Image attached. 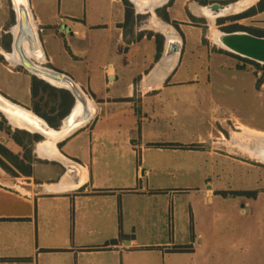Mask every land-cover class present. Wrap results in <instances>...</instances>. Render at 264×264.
<instances>
[{"label": "crops", "instance_id": "crops-1", "mask_svg": "<svg viewBox=\"0 0 264 264\" xmlns=\"http://www.w3.org/2000/svg\"><path fill=\"white\" fill-rule=\"evenodd\" d=\"M258 1L232 13H244ZM187 2L181 3L184 6ZM27 4L38 36L40 64L76 82L88 98L89 114L53 147L48 144L51 139L42 136L33 143L32 175H21L25 181L15 185L0 182V264H170V255H182L186 249L170 254L161 244L139 243L135 233L138 222L143 232L158 237L165 229L164 215L168 212L171 225L173 213L164 207L151 211L147 218H138L134 215L136 202L168 204V177L201 168L203 155L209 171L215 170L216 156L232 161L231 156L214 150L217 117L210 115L204 135L199 120H195L200 118L201 103L208 100L214 104V98L211 90L198 86L197 73L182 68L187 42L182 28L178 46L170 45L172 39L165 36L170 28L166 21L160 17L166 27L160 32L136 28L125 22L122 0H27ZM1 5L2 0L0 78L10 81L4 83L6 87L0 85V95L33 112V75L12 51L16 12L12 1L6 9ZM188 9L191 17H199ZM166 12L170 20L196 29L188 25L185 13L177 20L171 17L170 8ZM10 19L12 25L7 28ZM241 20L250 23L246 27L264 31V10ZM157 35L162 37L159 42ZM206 41L199 36L200 45L209 53L235 57L215 46L212 50L203 43ZM18 77L27 81L29 102H21L18 92L10 91L11 79ZM0 114L9 120L4 112ZM75 127L77 124L71 129ZM0 143L15 153L22 150L3 129ZM238 163L250 167L248 162ZM205 186L201 195L209 205L222 192L256 191L254 198L231 195L254 202L264 195L261 189L214 188L207 179ZM176 190L169 189L171 194ZM245 205L250 207L249 202ZM241 213L247 214L245 208ZM147 221L151 226L145 224ZM195 232L193 226L194 238H203L201 232ZM195 253L193 249L192 255Z\"/></svg>", "mask_w": 264, "mask_h": 264}, {"label": "rangeland", "instance_id": "rangeland-1", "mask_svg": "<svg viewBox=\"0 0 264 264\" xmlns=\"http://www.w3.org/2000/svg\"><path fill=\"white\" fill-rule=\"evenodd\" d=\"M2 1L1 6L5 7L4 9L6 6L11 7V0ZM128 1L134 11L130 23L136 28H149L160 32L159 29L164 24L160 16H157L158 12L161 13L169 8L172 18L181 19L185 13L190 20L188 25L196 27V29H190L184 26L185 23L170 20V18L169 22H164L179 38L182 39L183 34L186 37L182 68L190 69L191 73H197L198 86L212 91L214 104L209 103L208 100L203 101L200 107V118H195L196 121L199 120L200 133L204 135L210 115L216 116L214 150L218 154L229 155L232 158V161H229L216 156L213 159L215 170L209 171V164H205L203 155L199 160L202 163L201 168L196 166L190 171L191 173L170 175L167 179L168 196H171L168 204L163 201L160 206H148V202H136L134 215H138V218H147L151 211H161L164 207L166 211L173 213L171 225L168 224V212L164 215L162 226L165 229L157 234L158 237L149 236L143 232L137 222L135 233L137 241L141 244H161L169 250L170 254L180 251V248L186 249L182 255H170L167 260L170 264H203L205 262L207 264H264V195L262 194L260 199L254 202L221 193L215 196L213 205L204 204L201 195L206 187L205 179L211 182L214 188L219 187L223 190L261 189L264 191V162H261L256 154L258 148L264 146L263 65L259 64L260 67H257L243 58H233L215 51L209 53L207 48L199 43L201 35L204 41L207 40L203 43L209 47L212 46L213 50L217 45L210 39L212 29L228 32L226 29L228 26L233 24L251 26L250 23L241 19L233 20V17L238 15L235 13L216 21L207 20L201 15L193 18L188 9L194 4L193 2L196 5H202L204 1L226 4L238 0H189L187 2L189 4L184 6L181 3L182 0H168L165 4L157 6L156 14L148 9H136L135 3L132 0ZM239 3H244L242 8L248 6L245 4L247 0ZM236 10L240 11L241 8L238 6ZM12 21L10 19L7 23V28L12 25ZM178 24L182 25L179 27ZM8 80V77L3 76L0 78V85L6 87L4 83H8ZM11 81L13 84L10 91L18 92L17 99L21 102H29L27 81L22 77L12 78ZM205 97L208 99V95ZM0 123L3 128L16 130V125L10 123L1 114ZM164 134L173 135V132ZM178 134L184 135L180 131ZM34 145L32 144L33 154ZM238 161L248 162L250 167L242 166ZM252 165L257 166L252 167ZM21 181H25L21 175L13 176L0 164L1 183L15 185ZM172 188L177 190L171 194L169 189ZM245 202H249L250 207H247ZM241 208H245L247 214H242ZM145 224L151 226L149 225L151 222L147 221ZM193 226H195V235L201 232L203 238L197 239L196 236L194 238ZM200 241L201 247H199ZM193 249L196 251L194 256Z\"/></svg>", "mask_w": 264, "mask_h": 264}, {"label": "water", "instance_id": "water-1", "mask_svg": "<svg viewBox=\"0 0 264 264\" xmlns=\"http://www.w3.org/2000/svg\"><path fill=\"white\" fill-rule=\"evenodd\" d=\"M11 1L17 16L16 27L12 39V51L15 58L18 60L19 64L33 76L56 88L69 91L74 98V104L72 108L70 109L69 113L60 121V126H58L57 128L49 126L43 118L33 112V114H35L42 120V122L39 124L40 130H30L21 127L23 130L37 133L40 136L46 138L48 137L46 131L48 129L59 130L62 127L64 121L72 114V112L74 111V109H76V107H78V105L82 107V111H84L85 116H87L89 114L88 98L85 92L76 84V82L72 78L59 71L53 70L40 64V48L38 43V36L31 21L27 0ZM156 8L158 7L153 8L151 10V13L156 14ZM206 8H219L221 10H224L226 7L224 5L220 6L219 4L215 3L211 6H206ZM217 31H219L217 41L220 44V46H216L217 48L241 58H245L258 64L264 65L263 36H256L242 30L230 32L220 30ZM169 34H171L170 30L165 33V36L168 37ZM179 39L175 43V45L177 46L180 42ZM5 115L8 117V114L5 113ZM8 119L10 120V118Z\"/></svg>", "mask_w": 264, "mask_h": 264}, {"label": "trees", "instance_id": "trees-1", "mask_svg": "<svg viewBox=\"0 0 264 264\" xmlns=\"http://www.w3.org/2000/svg\"><path fill=\"white\" fill-rule=\"evenodd\" d=\"M125 5L126 13V23H129L133 17V9L128 0H122ZM205 4V1L204 3ZM264 10V0H259L256 7H251L246 12L241 13L233 17V20H238L246 16L254 14L256 11ZM164 21L169 22V17L166 10L159 13ZM227 31H247L256 36H263L264 31L258 30L251 27L242 26L239 24H233L228 26ZM162 39L160 35L156 36V40L159 42ZM235 57L241 58L239 56L233 55ZM245 59V58H243ZM245 61L260 67V65L251 60L245 59ZM264 68V65L262 66ZM30 95H31V109L32 111L43 118L49 126L57 128L60 121L69 113L71 107L74 104V98L71 93L65 89L56 88L43 80L38 79L35 76H32L30 82ZM0 129H3L12 140L21 147V154L15 153L7 148L5 145L0 143V164L13 176L23 175L31 176L32 175V144L41 139L39 134H31L24 130L11 131L9 128H3L0 123ZM224 195L226 192H222ZM234 196H243L254 198L256 196V191H232L228 192ZM183 248H180L181 250Z\"/></svg>", "mask_w": 264, "mask_h": 264}, {"label": "bare ground", "instance_id": "bare-ground-1", "mask_svg": "<svg viewBox=\"0 0 264 264\" xmlns=\"http://www.w3.org/2000/svg\"><path fill=\"white\" fill-rule=\"evenodd\" d=\"M132 1L135 3L136 9L137 8L139 10L148 9V11L151 12L153 8L165 4L168 0H132ZM255 1L256 0H247V3L245 4L249 6L255 3ZM238 6L242 9L241 6H244V3L237 2L233 4H228L227 6H225L226 8L224 9V13L222 14H226V13L229 14L232 12H236L237 11L236 8H238ZM200 8L202 10V14H204L203 8L202 7ZM204 9L208 10L207 8ZM161 28L162 30H164L166 27L161 26ZM166 30L167 31L170 30L171 35L178 38L176 33L171 28H167ZM218 33L219 31H217L216 29H212L210 32V39L215 45L220 46L219 42L217 41ZM0 110L8 114V118H10V121L18 127L27 128L30 130H40L39 124L42 122V120L38 116L33 114L30 110H27L21 106H18L17 104L12 103L11 101H9L8 99H6L1 95H0ZM84 118H86L84 111H82V107L78 105V107L74 109L72 114L64 121L62 127L59 130L48 129L46 131V134L48 136L46 137V140L51 139L52 141V143H50L49 141L48 144H50V146L53 147L54 143L56 144L58 141L70 135L83 123ZM68 124L69 126H67ZM76 124L77 127H75L72 130L71 126ZM256 154L258 155L261 162H264V146H260Z\"/></svg>", "mask_w": 264, "mask_h": 264}, {"label": "flooded vegetation", "instance_id": "flooded-vegetation-1", "mask_svg": "<svg viewBox=\"0 0 264 264\" xmlns=\"http://www.w3.org/2000/svg\"><path fill=\"white\" fill-rule=\"evenodd\" d=\"M215 3L219 4L220 6L221 5L227 6L228 4H230V3L222 4V3H219V2L211 1V2H207L205 4H202V5H197V6L196 5H192L191 8H192V11L194 13H196L198 15H201L203 18H205L207 20H210V21H212V20L216 21L217 19H221L223 17L229 16L228 13L222 14V13H224V10H221L219 8H216V9L207 8L208 10L204 9V8H206V6H211V5L215 4ZM200 7L203 8L204 14H202V10H201ZM168 37L172 39L171 45H175V43L177 41L176 37L172 36L171 34H169ZM7 56H8V54H7Z\"/></svg>", "mask_w": 264, "mask_h": 264}]
</instances>
